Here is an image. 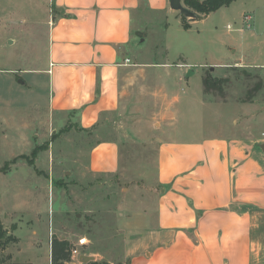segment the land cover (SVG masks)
<instances>
[{
    "label": "rangeland",
    "instance_id": "1",
    "mask_svg": "<svg viewBox=\"0 0 264 264\" xmlns=\"http://www.w3.org/2000/svg\"><path fill=\"white\" fill-rule=\"evenodd\" d=\"M53 12L51 0H0V105L26 102L23 91L30 89L21 83L30 82V76L8 69L46 64L45 32ZM244 12L253 15L252 30L241 32ZM134 23L132 61L139 69L152 65L134 74L126 105L108 123L92 131L71 123L54 142L50 129L38 141L27 129L28 144L19 139L9 146L1 137L21 136L24 122L15 120L11 128L0 122V218L7 235L16 237L1 241L0 259L51 264L50 243L56 237L71 242V255L78 248L100 264H127L125 241L148 225L147 211L154 210L160 197L162 140L182 124L196 128H183L180 139L209 135L218 124L231 135L235 119L239 125L253 119L250 124L258 137L264 131V0H235L190 28L184 27L179 11L150 12L142 25L136 16ZM12 37L19 38L15 44ZM233 46L236 55L259 67L234 65L215 72L213 63L230 61ZM190 69L194 73L187 78ZM162 107L171 113L170 126L161 118ZM3 111L7 114L6 108ZM102 138L121 143V166L114 175L87 170V153ZM37 153L38 169L58 175L60 192L55 185L59 180L39 175L33 166ZM60 156L66 160L61 162Z\"/></svg>",
    "mask_w": 264,
    "mask_h": 264
},
{
    "label": "crops",
    "instance_id": "2",
    "mask_svg": "<svg viewBox=\"0 0 264 264\" xmlns=\"http://www.w3.org/2000/svg\"><path fill=\"white\" fill-rule=\"evenodd\" d=\"M51 3L55 12L50 15L45 32L46 64L8 69L30 76V82L21 83L30 92L23 91L27 98L23 104L17 100L0 105V122L4 121L6 128L13 127L15 120L24 122L21 136L6 133L1 137L2 144L6 140L5 144L13 146L19 139L28 144L27 129L35 141L47 137L50 129L54 136L50 142H54L71 123L86 131L108 123L126 105L134 74L144 69L137 67L130 54L136 40L135 16L142 25L150 12L177 11L170 0ZM246 14L253 19L250 12L243 13L241 32L252 30V22L248 26L244 21ZM196 20L199 18L189 22ZM227 27L231 29L232 25ZM18 39L12 37L11 42L15 44ZM231 49L234 54L230 61L213 63L215 72L234 65L259 67L236 55V47ZM144 65L147 70L152 64ZM189 71L192 73L187 78L194 73ZM159 113L168 126L173 123L166 107ZM261 119L264 120L263 115ZM251 120L247 118L249 123L239 125L235 119L236 128L231 135L224 133L223 124H218L220 128L209 135L180 139L178 134L183 128H196L182 124L180 130L161 141L160 197L154 210L147 211L148 225L129 234L125 241L127 264H264V131L258 137ZM11 160L16 163L14 158ZM39 160L37 153L32 164L39 175L44 172L51 181L58 178L54 172L38 169ZM65 160L60 156L61 162ZM86 161L90 173L116 174L121 166L119 139L96 140ZM14 169L19 170L16 166ZM56 180L60 192L63 184L60 178ZM74 263L80 264V258Z\"/></svg>",
    "mask_w": 264,
    "mask_h": 264
},
{
    "label": "trees",
    "instance_id": "3",
    "mask_svg": "<svg viewBox=\"0 0 264 264\" xmlns=\"http://www.w3.org/2000/svg\"><path fill=\"white\" fill-rule=\"evenodd\" d=\"M235 0H183L185 6L194 10L198 16L197 18H203L207 16L210 12L215 11L223 6H229ZM184 27L190 28L191 23L187 20L186 16H183ZM206 83H209L208 80L205 79ZM210 84V83H209ZM6 228L3 225V222L0 218V244L1 241L5 238L10 240L16 239V237H12L11 235H7ZM71 242L69 240H61L56 237L52 239V262L51 264H79L74 263L71 258ZM0 264H20L15 262H7L0 259ZM82 264H100L98 261H89Z\"/></svg>",
    "mask_w": 264,
    "mask_h": 264
},
{
    "label": "water",
    "instance_id": "4",
    "mask_svg": "<svg viewBox=\"0 0 264 264\" xmlns=\"http://www.w3.org/2000/svg\"><path fill=\"white\" fill-rule=\"evenodd\" d=\"M170 5L174 10L179 11L182 15L187 17H197V13L190 9L189 7L185 6L183 3V0H170ZM192 72L189 71L187 76H189ZM95 258L93 256H89L86 254H82L80 257V261L82 263L89 262L91 260H94Z\"/></svg>",
    "mask_w": 264,
    "mask_h": 264
},
{
    "label": "built area",
    "instance_id": "5",
    "mask_svg": "<svg viewBox=\"0 0 264 264\" xmlns=\"http://www.w3.org/2000/svg\"><path fill=\"white\" fill-rule=\"evenodd\" d=\"M251 20H252V16L250 15V14H246V15H244V21H245V23L248 25V26H250L251 24H250V22H251ZM130 59H126V63H130ZM262 136H263V138H264V132L262 133ZM80 252H79V250L77 249V248H74L73 249V251H72V261L73 262H77V261H79V256H80Z\"/></svg>",
    "mask_w": 264,
    "mask_h": 264
}]
</instances>
